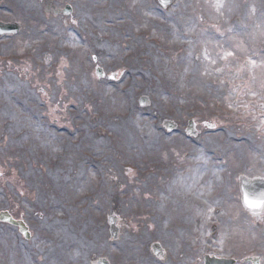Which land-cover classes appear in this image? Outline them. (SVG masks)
Masks as SVG:
<instances>
[{
    "label": "rangeland",
    "instance_id": "rangeland-1",
    "mask_svg": "<svg viewBox=\"0 0 264 264\" xmlns=\"http://www.w3.org/2000/svg\"><path fill=\"white\" fill-rule=\"evenodd\" d=\"M0 23L21 26L0 36V213L33 233L0 223V264H264L239 190L264 177V0H0Z\"/></svg>",
    "mask_w": 264,
    "mask_h": 264
},
{
    "label": "water",
    "instance_id": "water-1",
    "mask_svg": "<svg viewBox=\"0 0 264 264\" xmlns=\"http://www.w3.org/2000/svg\"><path fill=\"white\" fill-rule=\"evenodd\" d=\"M175 1L176 0H157V2L164 9H168L170 6H172L175 3ZM64 13L66 15L70 14L71 13L70 8H67ZM19 30H20V27L18 25H0V34L3 36L5 35L10 36V35L17 34ZM98 75L101 77L102 73L98 71ZM146 104H147V100L144 99L142 101V105H146ZM173 128L174 127L170 126L169 130H172ZM241 190L243 193V204L246 207V209L250 211L252 214H261L264 207L249 208L245 203V197H248L249 199H253V200H259L262 196H264V180L262 179L249 180L247 178H241ZM0 219L1 221L6 222L8 224H11L14 226H20L6 213L2 214L0 216ZM22 232L28 238L27 233L23 229H22ZM205 261H206V264H234V261H227V260H219V261L211 260L210 261L209 259H206Z\"/></svg>",
    "mask_w": 264,
    "mask_h": 264
},
{
    "label": "snow or ice",
    "instance_id": "snow-or-ice-1",
    "mask_svg": "<svg viewBox=\"0 0 264 264\" xmlns=\"http://www.w3.org/2000/svg\"><path fill=\"white\" fill-rule=\"evenodd\" d=\"M245 203L249 208L264 207V196H262L259 200H253L245 197Z\"/></svg>",
    "mask_w": 264,
    "mask_h": 264
},
{
    "label": "flooded vegetation",
    "instance_id": "flooded-vegetation-1",
    "mask_svg": "<svg viewBox=\"0 0 264 264\" xmlns=\"http://www.w3.org/2000/svg\"><path fill=\"white\" fill-rule=\"evenodd\" d=\"M12 215H13V217L15 218V219H17V220H23V219H25V217H20L19 215H18V210L16 209V208H14L13 210H12ZM26 220V219H25ZM16 231H18L19 232V230L18 229H15ZM103 257V256H102ZM95 264V263H94Z\"/></svg>",
    "mask_w": 264,
    "mask_h": 264
},
{
    "label": "bare ground",
    "instance_id": "bare-ground-1",
    "mask_svg": "<svg viewBox=\"0 0 264 264\" xmlns=\"http://www.w3.org/2000/svg\"><path fill=\"white\" fill-rule=\"evenodd\" d=\"M238 91H239V93H240V86H239V85H238ZM234 102L238 104V103H239V100L236 99ZM260 109L262 110L261 114H263V111H264V104H263V103L261 104ZM198 202H199V201H198ZM199 203H201V202H199Z\"/></svg>",
    "mask_w": 264,
    "mask_h": 264
}]
</instances>
